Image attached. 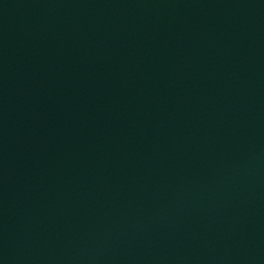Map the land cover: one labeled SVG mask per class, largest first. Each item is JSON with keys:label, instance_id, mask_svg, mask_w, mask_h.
Returning a JSON list of instances; mask_svg holds the SVG:
<instances>
[{"label": "water", "instance_id": "1", "mask_svg": "<svg viewBox=\"0 0 264 264\" xmlns=\"http://www.w3.org/2000/svg\"><path fill=\"white\" fill-rule=\"evenodd\" d=\"M0 264H264V0H0Z\"/></svg>", "mask_w": 264, "mask_h": 264}]
</instances>
